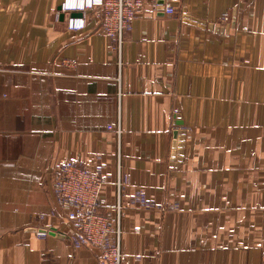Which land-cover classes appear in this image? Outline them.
Listing matches in <instances>:
<instances>
[{
  "label": "crops",
  "instance_id": "1",
  "mask_svg": "<svg viewBox=\"0 0 264 264\" xmlns=\"http://www.w3.org/2000/svg\"><path fill=\"white\" fill-rule=\"evenodd\" d=\"M65 1L0 0V264H98L56 199L67 161L108 178L128 264H264V0H175L121 48Z\"/></svg>",
  "mask_w": 264,
  "mask_h": 264
},
{
  "label": "built area",
  "instance_id": "2",
  "mask_svg": "<svg viewBox=\"0 0 264 264\" xmlns=\"http://www.w3.org/2000/svg\"><path fill=\"white\" fill-rule=\"evenodd\" d=\"M174 1L101 0L96 4L90 3V0H66L62 5V12L76 11L83 15L88 11L96 12L100 18L102 33L121 48L125 33L141 19L144 12L162 16L176 15L178 9ZM230 20L231 16L227 13L218 24L226 25ZM212 27L217 26L213 24ZM84 28L85 19L82 17L72 18L69 22L71 31H80ZM109 129L121 133L119 127L110 126ZM57 172L56 199L66 218L73 224L76 242L97 250L98 264H128L127 256L121 247L122 228L115 224L111 214L101 213L103 208H113L112 203L102 195L104 186L109 183L108 178L100 171H90L73 161L59 165ZM137 202L145 210L158 209L144 189L139 190ZM170 209L174 213L182 211L178 202H174ZM115 211L118 212V218H121L120 210ZM136 233L139 231L136 230Z\"/></svg>",
  "mask_w": 264,
  "mask_h": 264
},
{
  "label": "clouds",
  "instance_id": "3",
  "mask_svg": "<svg viewBox=\"0 0 264 264\" xmlns=\"http://www.w3.org/2000/svg\"><path fill=\"white\" fill-rule=\"evenodd\" d=\"M91 2H94V3H96V4H99L100 2H101V0H90V3ZM81 26H83V25H81Z\"/></svg>",
  "mask_w": 264,
  "mask_h": 264
},
{
  "label": "water",
  "instance_id": "4",
  "mask_svg": "<svg viewBox=\"0 0 264 264\" xmlns=\"http://www.w3.org/2000/svg\"><path fill=\"white\" fill-rule=\"evenodd\" d=\"M61 9H62V7H60V11H61ZM78 15H80V14H73V16H78ZM60 18L64 19V15H61Z\"/></svg>",
  "mask_w": 264,
  "mask_h": 264
}]
</instances>
